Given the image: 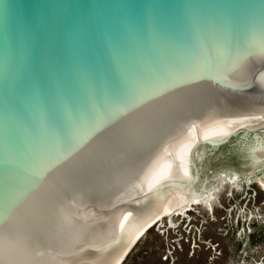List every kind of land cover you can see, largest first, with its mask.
<instances>
[{
  "label": "water",
  "instance_id": "water-1",
  "mask_svg": "<svg viewBox=\"0 0 264 264\" xmlns=\"http://www.w3.org/2000/svg\"><path fill=\"white\" fill-rule=\"evenodd\" d=\"M261 163L264 0H0V264H117Z\"/></svg>",
  "mask_w": 264,
  "mask_h": 264
},
{
  "label": "rangeland",
  "instance_id": "rangeland-1",
  "mask_svg": "<svg viewBox=\"0 0 264 264\" xmlns=\"http://www.w3.org/2000/svg\"><path fill=\"white\" fill-rule=\"evenodd\" d=\"M264 163L211 167L198 179L213 191L164 216L121 264H264Z\"/></svg>",
  "mask_w": 264,
  "mask_h": 264
},
{
  "label": "bare ground",
  "instance_id": "bare-ground-1",
  "mask_svg": "<svg viewBox=\"0 0 264 264\" xmlns=\"http://www.w3.org/2000/svg\"><path fill=\"white\" fill-rule=\"evenodd\" d=\"M197 182H198V180L186 191V200L176 210H172L169 212L162 213L152 223V225L148 228L147 231H149L152 226H154L156 223H158L162 217L173 215L174 213H177V212H181V211L185 210L186 208H188L193 203H197L198 201L199 202L202 201L206 206L210 205L211 200L214 197L213 191L208 189L206 187L207 185H205V183H201L197 186ZM259 183H261V185L264 188V182L260 180ZM147 231L145 232V234L147 233ZM123 260H124V258L121 261H119L117 264H121V262Z\"/></svg>",
  "mask_w": 264,
  "mask_h": 264
},
{
  "label": "snow or ice",
  "instance_id": "snow-or-ice-1",
  "mask_svg": "<svg viewBox=\"0 0 264 264\" xmlns=\"http://www.w3.org/2000/svg\"><path fill=\"white\" fill-rule=\"evenodd\" d=\"M50 195H51V197H53V195H55V193H51ZM16 206H17L16 204H13V205H11V206L9 207L8 211H7L6 214H5L4 219H7L8 215L11 214L12 210H13Z\"/></svg>",
  "mask_w": 264,
  "mask_h": 264
}]
</instances>
